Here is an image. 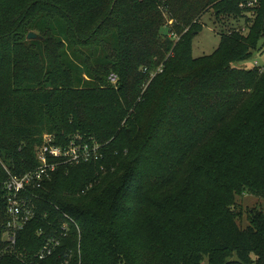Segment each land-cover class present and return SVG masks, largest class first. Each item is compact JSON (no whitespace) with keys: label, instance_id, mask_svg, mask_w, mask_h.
Returning a JSON list of instances; mask_svg holds the SVG:
<instances>
[{"label":"trees","instance_id":"trees-1","mask_svg":"<svg viewBox=\"0 0 264 264\" xmlns=\"http://www.w3.org/2000/svg\"><path fill=\"white\" fill-rule=\"evenodd\" d=\"M209 9L255 18L195 59ZM262 41L264 0H0V264H264V211L237 221L238 198H264V72L236 67ZM45 135L103 158L60 167L12 249L4 185Z\"/></svg>","mask_w":264,"mask_h":264},{"label":"built area","instance_id":"built-area-1","mask_svg":"<svg viewBox=\"0 0 264 264\" xmlns=\"http://www.w3.org/2000/svg\"><path fill=\"white\" fill-rule=\"evenodd\" d=\"M255 4L256 2H252L249 6L253 7ZM253 68L261 73L264 72V65H260L259 62H256ZM162 72L163 68H160L152 73L151 80ZM110 81L113 85H116L118 77L111 75ZM54 141L53 136L45 135L44 143L37 149L39 166L22 176L9 173V178L4 185L8 215L4 240L12 249L16 247L19 233L36 216L37 207L34 200L38 198L37 192L43 188L47 181L53 178L58 169L62 166H76L84 163L99 162L103 158L102 145L94 140L87 141L81 137H77L67 147L56 146ZM66 217L69 219L68 216ZM74 224L77 226L76 223ZM68 231V224H64L61 235L52 238L43 247L37 256L38 259L44 260L48 256L53 255L61 246V239L66 236Z\"/></svg>","mask_w":264,"mask_h":264},{"label":"rangeland","instance_id":"rangeland-1","mask_svg":"<svg viewBox=\"0 0 264 264\" xmlns=\"http://www.w3.org/2000/svg\"><path fill=\"white\" fill-rule=\"evenodd\" d=\"M256 2V6L259 4ZM242 9L246 6L242 5ZM249 16L248 19L251 22L248 24L245 18H234L225 16L218 21L216 18L215 10L209 9L201 18L200 24L203 27L202 32L196 36L193 41V56L195 59H200L206 56L213 55L220 46L222 33L223 32H231V28H238V32L240 30L248 34L250 28L253 25V21L255 18L254 13L245 14ZM168 17V14H166ZM173 21L169 22V25H172ZM162 33L167 35L169 33L167 28H164ZM179 40V39H178ZM264 41L260 43V45L254 50V55L251 60L246 63L237 64L236 67L239 69L250 70L254 67L256 62H259L260 65H264ZM259 208L264 211V198H259L252 195H246L242 198H238L237 200V212L239 213L238 224L242 229H247L250 225L249 223V213L252 209ZM205 264H209L208 260Z\"/></svg>","mask_w":264,"mask_h":264},{"label":"water","instance_id":"water-1","mask_svg":"<svg viewBox=\"0 0 264 264\" xmlns=\"http://www.w3.org/2000/svg\"><path fill=\"white\" fill-rule=\"evenodd\" d=\"M38 38V35L35 34V33H31L29 36H28V39L29 40H33V39H37Z\"/></svg>","mask_w":264,"mask_h":264}]
</instances>
